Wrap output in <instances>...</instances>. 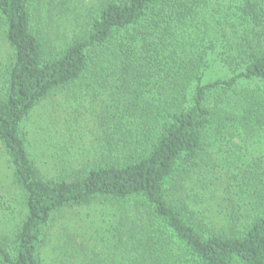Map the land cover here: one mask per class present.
Returning <instances> with one entry per match:
<instances>
[{
  "label": "trees",
  "instance_id": "16d2710c",
  "mask_svg": "<svg viewBox=\"0 0 264 264\" xmlns=\"http://www.w3.org/2000/svg\"><path fill=\"white\" fill-rule=\"evenodd\" d=\"M36 1L0 0V264H46L56 213L106 201L146 222L132 264H264V0H95L70 38ZM79 87L109 96L99 148L40 166L24 122Z\"/></svg>",
  "mask_w": 264,
  "mask_h": 264
},
{
  "label": "rangeland",
  "instance_id": "374dc122",
  "mask_svg": "<svg viewBox=\"0 0 264 264\" xmlns=\"http://www.w3.org/2000/svg\"><path fill=\"white\" fill-rule=\"evenodd\" d=\"M52 1V4L51 0L35 2L34 24L38 26L40 15L47 21L46 15L40 13L45 8L44 11L54 12L51 13L52 23L62 36L70 38L82 33L95 0ZM11 55L12 49L5 39L4 19L0 16V95L6 86ZM221 72L219 68L214 69L209 77ZM76 89L74 93L60 90L44 100L24 122L28 144L40 166L48 165V161L59 164L60 158L66 159V165L76 166L99 148L105 134L102 114L109 96L100 88V91L90 89L89 93L80 91V87ZM71 155L79 160L71 159ZM6 159L0 146V178L8 187L12 169ZM206 204L215 209L211 217L218 218L221 206L210 200ZM8 219L0 224V234L10 233L13 222ZM144 223L131 202L106 201L65 209L57 212L48 225L41 254L46 264H132L138 252V246L134 245L145 235Z\"/></svg>",
  "mask_w": 264,
  "mask_h": 264
}]
</instances>
